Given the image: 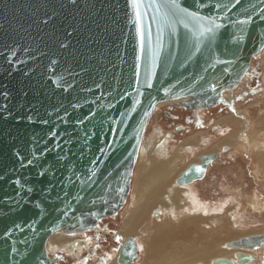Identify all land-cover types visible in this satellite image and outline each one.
<instances>
[{
    "label": "water",
    "instance_id": "95a60500",
    "mask_svg": "<svg viewBox=\"0 0 264 264\" xmlns=\"http://www.w3.org/2000/svg\"><path fill=\"white\" fill-rule=\"evenodd\" d=\"M263 48L264 0H0V264H58L50 236L124 206L157 104L227 103ZM217 156L178 183L203 179ZM137 256L128 237L117 260Z\"/></svg>",
    "mask_w": 264,
    "mask_h": 264
},
{
    "label": "bare ground",
    "instance_id": "6f19581e",
    "mask_svg": "<svg viewBox=\"0 0 264 264\" xmlns=\"http://www.w3.org/2000/svg\"><path fill=\"white\" fill-rule=\"evenodd\" d=\"M262 53H264V48L257 56ZM235 96L234 91L227 92L224 99L226 102L229 101L232 106L235 103ZM184 99H178L176 102H183ZM167 102L157 104L153 114L162 104ZM235 108L233 107V109ZM244 108L239 107V111H233L217 121L218 133L222 135L230 132L228 137L232 139H228V142L224 141L223 143L222 141L218 143L213 151L204 154L213 153L219 156L227 149V147L223 149L225 145L230 148V151L236 144L244 152L256 149V157H259L258 164L259 168H261L259 174H264L262 171V169L264 170V141L252 138L256 130H254L255 128L250 129L251 123L248 120V112ZM206 110L207 108L201 107L196 108L193 112L203 115ZM247 121H249V124H245ZM242 122H244L245 128L236 132L232 126L241 124ZM258 124H264V116L260 118ZM161 132L162 129L157 127L151 136L146 137L145 135L143 137L136 163L138 162L141 165L145 157L144 154L148 152L149 156H153L154 161L151 162H155V164L151 166L144 164L145 168H149V173L139 186L137 185L133 191L131 190L132 194L131 192L129 194L134 197V207L130 210V215L126 219V227L121 228V231L116 233L117 238L120 240L117 254L127 238L133 237L138 246L139 256V251L143 249L139 235H141L142 229L144 231L148 221L153 220L154 224L148 228L147 232V247L151 257L157 260L156 263L160 262V258L164 254H167L171 258V261L167 264H211L216 258H224L237 263L240 260L238 254L242 256V262L238 264L259 263L261 258L258 257L259 250L257 249L264 248V245L239 247L232 244V241L244 237L254 235L264 236V231H245L239 234L230 230L235 229L233 218L237 216L238 206L235 198L231 197L216 206H209L207 202L199 197L197 190L193 186L195 181L187 185L178 183L179 174L188 167V164H185L184 167V163L189 158L188 155L196 154L195 152L199 147L201 148V146L208 143L210 138L208 133H196L183 140L177 146V152L169 157L167 143L168 138L172 137L173 134L172 132H168L162 135ZM196 159L198 162L194 161L191 163H199V157ZM233 209L235 214L232 212L233 215H230V211ZM221 211L223 214L219 215ZM153 215L156 219H153ZM101 225L100 222L97 227L91 230H101ZM236 226H239V223ZM196 230H198V235L194 236L193 234ZM89 231H74L69 233L63 230L56 231L50 236L46 244L49 255L51 257H59L60 261V255L66 253L74 255L77 259L74 264H87L89 258H84L81 252L85 248H89L92 242L88 234ZM223 232L226 235L224 238H221L220 233ZM229 239H232V241L228 242ZM262 242L264 243V239ZM117 254L115 257L107 254V259H110L109 264H119ZM108 263L104 260H99L95 264Z\"/></svg>",
    "mask_w": 264,
    "mask_h": 264
},
{
    "label": "rangeland",
    "instance_id": "374dc122",
    "mask_svg": "<svg viewBox=\"0 0 264 264\" xmlns=\"http://www.w3.org/2000/svg\"><path fill=\"white\" fill-rule=\"evenodd\" d=\"M234 94L236 95V99L234 100L236 105L233 103L232 106L236 107V110L239 109V107H245L244 110L248 112V120L251 123L250 129L252 130L255 128L254 130H256L252 138L264 141V124H258L260 118L264 116V53L252 59V64L246 77L242 80L238 88L234 90ZM232 106L231 103L227 101V103H221L214 107L207 108L203 115H198L179 102L168 101L162 104L158 110L152 114L145 135L146 137L151 136L157 127L162 129V135L173 132V136L168 138L167 143L168 155L170 157L177 152L176 148L183 140H186L196 133L207 132L208 136H210L208 143L201 146V148L199 147L195 152L196 154L188 155L189 158L184 163L185 167V164L187 165L192 161H197L196 158L201 154L213 151L218 143L222 141L223 143L224 141L228 142V139H232L228 137L230 132L221 135L212 128L217 125L219 119L233 112ZM249 121L245 122V124H249ZM243 124L244 122L232 127L236 132L237 130L239 132L245 128ZM178 126H183L184 128L177 129ZM231 151V153L224 151L220 154L213 164L208 167L206 176L194 182L193 186L197 190L199 197L207 202L209 206H216L225 199H230L231 197L235 198V202L238 203L237 216L233 218L235 229H230L231 231H235L239 234L245 231L262 232L264 231V174H259L261 168H259L258 164L259 157H256L257 150L244 152L243 149L236 144ZM144 156L141 165L138 162L135 164L130 183L131 194L133 189L137 185L139 186L149 173V168H145L144 164L150 166L155 164V162H151L154 161L153 156H149L148 152H146ZM262 171L264 172L263 169ZM133 207L134 197L129 195L119 213L101 221V228L103 229L89 231L88 234L92 242L89 248H85L84 251L81 252L84 258H89L87 264H95L99 260H104L108 263L110 259H107V254L113 257L116 256L117 248L120 244V240L117 238L116 233L121 231V228L126 227V219L130 215V210ZM230 212V215L235 214L234 209ZM221 214H223L222 211L219 215ZM152 217L156 219L154 215ZM236 221H238L237 223H239V226H236ZM105 224H107L106 227ZM152 224H154L153 220L148 221L144 231L143 229L141 230L139 239L143 244V249L139 251V256L134 260L133 264H167L171 261V258H169L167 254H164L161 256L160 262L156 263L157 260L151 257L150 252L148 253L147 232ZM104 228H106V230H104ZM193 235L197 236L198 230H196ZM225 235L226 233L224 232L220 233L221 238H224ZM229 241H232V239H229L228 242ZM257 250H259L258 257L261 259L259 263L255 264H264V248H258ZM76 260L77 259L71 257L70 254L64 253L60 255L58 264H74Z\"/></svg>",
    "mask_w": 264,
    "mask_h": 264
},
{
    "label": "flooded vegetation",
    "instance_id": "af4514ba",
    "mask_svg": "<svg viewBox=\"0 0 264 264\" xmlns=\"http://www.w3.org/2000/svg\"><path fill=\"white\" fill-rule=\"evenodd\" d=\"M235 105H236V103H235ZM235 109H236V108H235ZM235 109H233L232 111H239V109H237V110H235ZM212 128H213L215 131L218 132V126H217V125H216V126H213ZM172 134H173V132H172ZM225 147H227V149L224 150V151H228V153H229V151H230L229 149H230V148H229L228 146L225 145V146L223 147V149H224ZM206 153H209V152H206ZM203 154H204V153H203ZM214 161H215V160H214ZM214 161H213V162H214ZM192 162H194V161H192ZM195 162H196V161H195ZM197 162H198V161H197ZM190 163H191V162H190ZM190 163H189V164H190ZM189 164H188V165H189ZM212 164H213V163H212ZM207 171H208V170H207ZM206 173H208V172H206ZM205 176H206V175H205ZM195 182H197V180H196ZM106 226H107V224H106ZM106 226H105V227H106ZM102 229H103V228H102ZM104 230H106V228H104ZM93 240H94V237H93Z\"/></svg>",
    "mask_w": 264,
    "mask_h": 264
},
{
    "label": "snow or ice",
    "instance_id": "6c2138e0",
    "mask_svg": "<svg viewBox=\"0 0 264 264\" xmlns=\"http://www.w3.org/2000/svg\"><path fill=\"white\" fill-rule=\"evenodd\" d=\"M237 2H239V0H237ZM134 3H135V0H134ZM172 3L175 4V0H172ZM190 16H195L194 13H189ZM187 26V25H186ZM216 27H219V25H216ZM213 29L212 28H208L207 31L208 32H211ZM29 163H31V161H29ZM198 171H202V169H198Z\"/></svg>",
    "mask_w": 264,
    "mask_h": 264
}]
</instances>
